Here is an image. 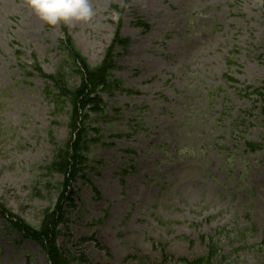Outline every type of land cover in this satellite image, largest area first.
Wrapping results in <instances>:
<instances>
[{"label":"rangeland","instance_id":"374dc122","mask_svg":"<svg viewBox=\"0 0 264 264\" xmlns=\"http://www.w3.org/2000/svg\"><path fill=\"white\" fill-rule=\"evenodd\" d=\"M89 2L92 20L69 27L0 0V206L36 228L63 203L69 264H264V97L250 93L264 87V0ZM66 37L93 65L129 38L113 74L139 91L104 94L103 139L69 207L63 175L43 167L71 137V106L34 68L53 74ZM247 140L263 149L246 154ZM0 264L51 263L0 216Z\"/></svg>","mask_w":264,"mask_h":264},{"label":"trees","instance_id":"16d2710c","mask_svg":"<svg viewBox=\"0 0 264 264\" xmlns=\"http://www.w3.org/2000/svg\"><path fill=\"white\" fill-rule=\"evenodd\" d=\"M128 40L116 38L110 50L105 54L98 64H90L88 59L76 47L70 37L61 43L65 52L64 62L58 67L54 74H44L39 66H35L38 73L52 84L46 86V96L55 104V107L65 108L66 103L70 104L68 110L69 129L71 137L69 141L58 148L52 162L43 167L45 175L51 177L55 174H62L64 179L59 185L61 189V200H68V205H73L72 186L78 178L87 179L91 146L103 139L102 127L92 117L103 116L106 112L104 93L113 94L115 90H121L120 81L112 71L117 66L114 54L116 46L125 47ZM28 75H32L28 72ZM77 76L79 83L69 82L70 76ZM128 93H131L128 90ZM256 94L264 95L259 89ZM248 149L252 152L260 145L247 141ZM64 206L63 203H60ZM52 207L45 211L39 227L21 219L17 215L4 210L0 206V216L6 221L8 230L22 234L24 238H31L36 241L47 253L51 264H69L65 252L58 246L57 238L61 233L59 225L66 223V211ZM247 230L240 229L237 235H243Z\"/></svg>","mask_w":264,"mask_h":264},{"label":"clouds","instance_id":"9594fccd","mask_svg":"<svg viewBox=\"0 0 264 264\" xmlns=\"http://www.w3.org/2000/svg\"><path fill=\"white\" fill-rule=\"evenodd\" d=\"M35 14L49 26L63 22L69 27L75 22L88 23L95 12L89 0H26Z\"/></svg>","mask_w":264,"mask_h":264}]
</instances>
